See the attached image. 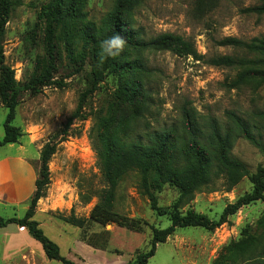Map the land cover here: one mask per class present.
<instances>
[{
	"label": "rangeland",
	"instance_id": "obj_1",
	"mask_svg": "<svg viewBox=\"0 0 264 264\" xmlns=\"http://www.w3.org/2000/svg\"><path fill=\"white\" fill-rule=\"evenodd\" d=\"M217 1L211 12L196 17L195 0H145L125 15V29L139 30L146 41L163 33L181 36L201 59L126 46L118 62L138 61L143 67L128 73L104 72L96 82L98 60L92 51L101 49L106 39L101 32L116 0H13L1 45L4 64L19 86L12 124L21 136L16 144L0 148V159L17 154L24 160L17 165L13 160L3 162L0 172L6 175L2 174L4 180L13 179L17 199L24 202L17 204L12 183L3 185L1 199L16 205H0V217L24 216L32 195L26 196L35 191L40 173L41 154L52 146L48 181L33 219L58 245L60 256L74 264H128L147 253L153 231L169 227V217L151 209L138 169H127L110 183L104 165L107 155L100 149L110 141L115 123L123 126L128 140L143 144H148L151 132L175 129L176 166L186 167L183 108L196 115L198 138L211 163L202 183L191 186L186 175L180 176V186L155 182L151 192L157 207L167 210L178 203L182 215L192 210L217 221L227 205L250 194L253 179L264 169V14L245 12L260 5L258 0ZM44 7L61 12L70 8L67 18L53 24L52 48L46 35L51 21L44 17ZM89 27L100 35L86 45L83 34ZM225 38L243 41L249 48L219 46L217 42ZM219 56L232 57L236 64L211 65L209 61ZM123 88L139 93L135 103L121 108L114 101ZM5 116L0 102V140ZM232 116L256 126L252 133L258 146L242 136ZM210 120L222 136L230 135L226 143L206 140ZM223 160L240 163L242 169L226 172ZM263 215L264 201H257L239 208L213 231L177 228L156 245L147 264H242L248 255L257 256L264 249ZM8 230L14 232L13 224ZM254 236L262 237L259 243L250 241ZM9 238L0 229V264H61L48 260L41 244L30 236L13 243Z\"/></svg>",
	"mask_w": 264,
	"mask_h": 264
},
{
	"label": "trees",
	"instance_id": "obj_2",
	"mask_svg": "<svg viewBox=\"0 0 264 264\" xmlns=\"http://www.w3.org/2000/svg\"><path fill=\"white\" fill-rule=\"evenodd\" d=\"M145 0H116L115 6L107 16V23L105 29H102L101 35L106 39L114 34L121 35L126 41L127 45L133 49H151L154 51H172L178 56L191 57L194 60H200L199 56L194 48V45L182 38L181 36L171 33H163L148 41L142 38L139 30H126L123 24V20L126 14H129L138 5L142 4ZM260 5L245 9L246 13H255L258 15L264 14V0H258ZM218 4L217 0H195L193 14L196 17H203L211 12ZM13 0H0V102L6 109V116L3 122V137L0 140V148L10 144H16L21 136V132L15 126H13V120L15 116V108L17 106V98L19 95V86L14 81L13 72L4 64L3 50L1 45V36L3 34L4 26L7 22V17L11 11ZM71 8V5H69ZM68 6V7H69ZM64 9L63 12L60 9L50 11L49 8H43L44 17L50 19L48 29L46 32L49 44L51 45V39L54 33L53 24H59L60 20L67 18L70 13V8ZM65 12V15L63 14ZM99 30L86 28L83 34V40L86 45L95 43V40L99 36ZM219 46H234L238 48H249V45L243 41L234 38H225L217 42ZM125 46V47H126ZM52 48V45H51ZM93 57L98 60V79L104 72L111 73H128L131 69H137L143 67V65L135 61L134 63H126L121 65L118 62V57L102 58L101 49H94L92 51ZM213 66L232 67L236 64L235 59L229 56L214 57L210 61ZM95 84V83H94ZM138 89H122L119 96L114 101L119 107L123 108L125 103H135L138 99ZM235 118L234 116H232ZM132 120L128 119V122ZM236 124L240 127L242 136L249 140L255 146L259 143L255 139L252 129H256L254 125L252 128L246 125L238 118H235ZM196 115L183 108L181 110V126L184 129L183 141L185 147H188V165L176 166L179 164L174 156V143L173 139L176 137V130L162 129L160 131H154L147 135L148 144H143L139 139L128 140L125 137L126 131L120 123H115L111 129L110 141L100 149V152L104 154L106 167V176L111 183L112 180H116L121 174H124L127 169L136 168L141 175V186L144 194L148 195L151 209L157 216L169 217L170 226L161 229L154 230L152 234L151 248L147 253L138 255L133 261L128 264H147L148 260L154 256L156 251V245L162 244L166 239L171 236L177 228H203L209 231H213L222 224L227 222L229 216L234 215L239 208L249 205L257 201H264V169H260V176L253 179V191L250 194H246L237 199L233 204L227 205L219 220L211 221L204 215L197 214L192 210L186 211L185 214H181L178 211L179 205L176 203L170 209L163 210L157 207L155 197L151 192V187L155 182H172L175 186H180V176L186 175L191 186L198 183H202L205 177L206 171L209 169L211 163L210 155L205 153V148L200 144L198 138ZM105 132H108L109 127H104ZM205 138L210 143L212 141L220 143H226L227 139H230V135L222 136L216 126L214 120H210L209 131L205 133ZM225 138V139H222ZM110 149L115 153H107ZM54 153V148L46 146L41 154V168L38 173V178L34 183L35 191L29 201V208L25 212L24 216L20 219L16 217L4 219L0 217V228H4L10 224H16L27 229L28 235L40 243L45 257L48 260L58 261L61 264H74L72 261L66 260L60 256V250L57 244L53 243L44 235L39 224L33 219L35 206L37 201L42 197V188L47 184V162L49 157ZM115 155V158L113 157ZM115 159V160H114ZM116 161L118 164H116ZM223 169L226 172H232L234 169H242L240 163L235 161L223 160ZM113 165L114 170L110 169ZM121 169V172H120ZM187 181V182H188ZM183 185V184H181ZM261 222L264 224V215ZM74 224H78V221H74ZM262 237H252L250 241L253 243H259V239ZM249 238L246 240L248 241ZM237 264V263H236ZM242 264H264V249L257 256L248 255Z\"/></svg>",
	"mask_w": 264,
	"mask_h": 264
},
{
	"label": "crops",
	"instance_id": "obj_3",
	"mask_svg": "<svg viewBox=\"0 0 264 264\" xmlns=\"http://www.w3.org/2000/svg\"><path fill=\"white\" fill-rule=\"evenodd\" d=\"M8 147H10V145H7ZM10 158H7V160H3V159H0V165H2V163L3 162H9L10 160H13V161H15L16 163V165H17V162H21V163H23V161H22V157L21 156H19V155H15V156H9ZM24 160V159H23ZM8 171H9V174H10V172H11V175H13V172H12V168H11V166H10V164L8 163ZM1 175H0V181H1V184H0V190H2L1 188H2V186L3 185H6V184H8V182H10V183H14L12 180V178H11V180L10 181H7V180H4V178L6 177V175L4 174V172L1 170ZM5 175V177L3 178V175ZM11 184V185H12ZM12 187H13V189L11 190L12 191V193H13V195L16 197V200H17V204H19L20 202H24L23 200L21 201V200H19V199H17V190H16V188H15V185L13 184L12 185ZM33 191H34V188H33ZM33 191L31 192V194L29 195V196H26L27 197V199H29V197L33 194ZM3 191H2V193L0 192V205H5V204H8V205H10L12 208L14 207V205H16V202L15 201H13V202H5L4 200H2L1 198H3ZM26 199V200H27ZM13 217H15V216H13ZM10 218H12V217H10ZM16 218H18L17 216H16ZM15 226L16 225H14L13 224V227H14V232L12 231V233L8 230V226H6V227H4V228H0L1 229V231L3 232V233H5L6 232V234H7V236H10V238L8 239V243H13V242H16V241H21V240H25L26 239V236H27V238H29V235H26V233H25V229H22L23 227H18V226H16L17 228L15 229ZM157 251V250H156Z\"/></svg>",
	"mask_w": 264,
	"mask_h": 264
},
{
	"label": "clouds",
	"instance_id": "obj_4",
	"mask_svg": "<svg viewBox=\"0 0 264 264\" xmlns=\"http://www.w3.org/2000/svg\"><path fill=\"white\" fill-rule=\"evenodd\" d=\"M126 45L127 41L121 35L114 34L101 42V57L115 59L123 53Z\"/></svg>",
	"mask_w": 264,
	"mask_h": 264
},
{
	"label": "built area",
	"instance_id": "obj_5",
	"mask_svg": "<svg viewBox=\"0 0 264 264\" xmlns=\"http://www.w3.org/2000/svg\"><path fill=\"white\" fill-rule=\"evenodd\" d=\"M22 229H24V228H22Z\"/></svg>",
	"mask_w": 264,
	"mask_h": 264
}]
</instances>
